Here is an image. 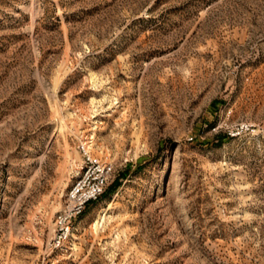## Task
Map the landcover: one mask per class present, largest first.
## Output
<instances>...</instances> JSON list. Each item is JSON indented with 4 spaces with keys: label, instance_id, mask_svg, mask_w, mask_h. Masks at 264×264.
Instances as JSON below:
<instances>
[{
    "label": "rangeland",
    "instance_id": "374dc122",
    "mask_svg": "<svg viewBox=\"0 0 264 264\" xmlns=\"http://www.w3.org/2000/svg\"><path fill=\"white\" fill-rule=\"evenodd\" d=\"M0 264H264V0H0Z\"/></svg>",
    "mask_w": 264,
    "mask_h": 264
},
{
    "label": "built area",
    "instance_id": "2783aa9c",
    "mask_svg": "<svg viewBox=\"0 0 264 264\" xmlns=\"http://www.w3.org/2000/svg\"><path fill=\"white\" fill-rule=\"evenodd\" d=\"M85 167L66 195V204L55 218L53 247H60L71 235V221L82 213L86 204L104 191L111 165L93 157L84 147Z\"/></svg>",
    "mask_w": 264,
    "mask_h": 264
}]
</instances>
